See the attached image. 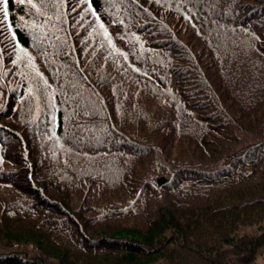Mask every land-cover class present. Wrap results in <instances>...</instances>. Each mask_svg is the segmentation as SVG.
Returning a JSON list of instances; mask_svg holds the SVG:
<instances>
[{"label":"trees","instance_id":"1","mask_svg":"<svg viewBox=\"0 0 264 264\" xmlns=\"http://www.w3.org/2000/svg\"><path fill=\"white\" fill-rule=\"evenodd\" d=\"M0 106V264L264 254V0H0Z\"/></svg>","mask_w":264,"mask_h":264},{"label":"rangeland","instance_id":"2","mask_svg":"<svg viewBox=\"0 0 264 264\" xmlns=\"http://www.w3.org/2000/svg\"><path fill=\"white\" fill-rule=\"evenodd\" d=\"M170 176H171V172L159 173V174L154 175L152 177V180H153L154 185L159 187L163 182L167 181L170 178ZM11 227H12V225H11ZM25 227L27 228V225L23 226V230ZM148 264H167V263L165 261H163L161 258H157L156 261L150 262ZM252 264H264V254H261L257 258V260Z\"/></svg>","mask_w":264,"mask_h":264}]
</instances>
